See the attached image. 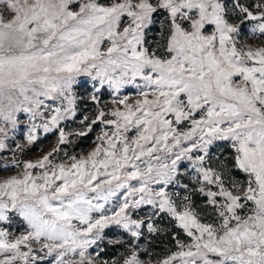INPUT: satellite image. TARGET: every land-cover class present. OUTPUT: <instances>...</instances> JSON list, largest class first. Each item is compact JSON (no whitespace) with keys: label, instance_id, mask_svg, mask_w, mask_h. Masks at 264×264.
<instances>
[{"label":"snow or ice","instance_id":"1","mask_svg":"<svg viewBox=\"0 0 264 264\" xmlns=\"http://www.w3.org/2000/svg\"><path fill=\"white\" fill-rule=\"evenodd\" d=\"M6 152L0 264H264V0H0Z\"/></svg>","mask_w":264,"mask_h":264},{"label":"rangeland","instance_id":"2","mask_svg":"<svg viewBox=\"0 0 264 264\" xmlns=\"http://www.w3.org/2000/svg\"><path fill=\"white\" fill-rule=\"evenodd\" d=\"M249 42L251 43L253 41L250 40ZM79 91L83 93L84 88H80ZM123 91H124V94H127L132 98H135L136 90L134 88L128 87L124 89ZM102 103L110 106L111 97L107 93L103 96ZM92 107L93 106L91 104H88L87 106H85L84 104H81L80 105L81 111L78 114V118L76 121L70 124V127L72 129L79 128L80 127L78 123L79 116H83L85 114L91 115ZM99 131H100V127L98 125L94 126L93 131L88 133L87 136L80 137V138H74V142L72 144L62 146V147L65 148V150L69 154L86 153L87 151H89L90 148L93 147L94 138L99 133ZM92 133H93V136L92 138H90L89 135H91ZM56 140H57V136L54 133L44 134L41 132L40 138L33 145L28 146L26 142L24 141L21 132L18 130L17 135L15 137V142H18L21 145H23L24 151L22 153L17 152L16 156L21 161L29 160V159L34 160L38 156L50 151L52 147L55 146ZM61 155H63V153H61ZM11 160H12V155L10 152L0 153V176H7V175H11L14 173V170H4V166L9 165L11 163ZM113 254L114 252L112 250H108L109 256Z\"/></svg>","mask_w":264,"mask_h":264},{"label":"trees","instance_id":"3","mask_svg":"<svg viewBox=\"0 0 264 264\" xmlns=\"http://www.w3.org/2000/svg\"><path fill=\"white\" fill-rule=\"evenodd\" d=\"M92 136H93V133H92L91 135H89L90 138H92ZM161 247H163V245H161ZM109 250H112L113 252H115L114 249H109ZM111 254H112V253H111Z\"/></svg>","mask_w":264,"mask_h":264}]
</instances>
